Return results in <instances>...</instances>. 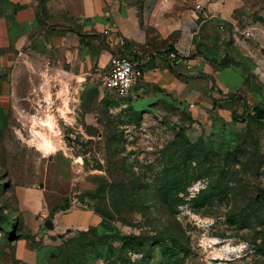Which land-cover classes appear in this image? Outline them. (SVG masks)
<instances>
[{"label":"rangeland","instance_id":"obj_1","mask_svg":"<svg viewBox=\"0 0 264 264\" xmlns=\"http://www.w3.org/2000/svg\"><path fill=\"white\" fill-rule=\"evenodd\" d=\"M230 1L181 83L119 95L64 74V0H0V264H264V0Z\"/></svg>","mask_w":264,"mask_h":264},{"label":"crops","instance_id":"obj_2","mask_svg":"<svg viewBox=\"0 0 264 264\" xmlns=\"http://www.w3.org/2000/svg\"><path fill=\"white\" fill-rule=\"evenodd\" d=\"M221 1L64 0L74 22L79 25V32L57 36L55 56L66 76L84 80L93 70L105 75L113 55L143 58L149 53L152 56L143 64L142 77L138 81L174 86L181 83L179 71L186 67L190 69L194 60L186 58L185 64L176 66L177 71L164 58L153 53L162 54L168 49H174L188 57L194 52L199 40V17L209 18L217 13L221 17L229 16L235 6L225 8ZM197 4H201V7L196 8ZM151 64L153 67L150 68ZM138 93L140 89L136 95ZM65 214H70L72 218L60 225L59 219ZM54 216V231L59 232L71 226L86 228L100 221L97 214L87 209L59 212ZM37 226L38 222L33 217L32 231ZM16 257L24 263L32 264L36 253L26 242H22L16 248Z\"/></svg>","mask_w":264,"mask_h":264},{"label":"built area","instance_id":"obj_3","mask_svg":"<svg viewBox=\"0 0 264 264\" xmlns=\"http://www.w3.org/2000/svg\"><path fill=\"white\" fill-rule=\"evenodd\" d=\"M200 7L201 4L196 5V8ZM153 55L161 56L173 67L183 65L186 62V57L174 49L165 51L162 54L153 53ZM151 56L149 53L143 58L113 55L109 61V70L102 77L103 86L119 95H127L142 77L143 64Z\"/></svg>","mask_w":264,"mask_h":264},{"label":"bare ground","instance_id":"obj_4","mask_svg":"<svg viewBox=\"0 0 264 264\" xmlns=\"http://www.w3.org/2000/svg\"><path fill=\"white\" fill-rule=\"evenodd\" d=\"M44 146L47 150H49V149L51 150L53 148V145L49 140L44 141Z\"/></svg>","mask_w":264,"mask_h":264},{"label":"water","instance_id":"obj_5","mask_svg":"<svg viewBox=\"0 0 264 264\" xmlns=\"http://www.w3.org/2000/svg\"><path fill=\"white\" fill-rule=\"evenodd\" d=\"M45 226L47 228H52V224H51V222L49 220L45 221Z\"/></svg>","mask_w":264,"mask_h":264},{"label":"trees","instance_id":"obj_6","mask_svg":"<svg viewBox=\"0 0 264 264\" xmlns=\"http://www.w3.org/2000/svg\"><path fill=\"white\" fill-rule=\"evenodd\" d=\"M168 50H170V49H168ZM168 50H167V51H168ZM129 239H130L131 241H133V242H134V241H137V239H135L134 237H131V238H129ZM137 244L140 246V242L137 241Z\"/></svg>","mask_w":264,"mask_h":264}]
</instances>
